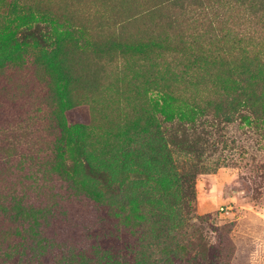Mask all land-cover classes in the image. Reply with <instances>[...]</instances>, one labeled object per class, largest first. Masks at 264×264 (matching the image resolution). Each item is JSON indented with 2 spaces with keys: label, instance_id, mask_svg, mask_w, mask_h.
I'll return each mask as SVG.
<instances>
[{
  "label": "trees",
  "instance_id": "1",
  "mask_svg": "<svg viewBox=\"0 0 264 264\" xmlns=\"http://www.w3.org/2000/svg\"><path fill=\"white\" fill-rule=\"evenodd\" d=\"M213 1L226 3L222 13L212 14L207 4L210 0L163 1L165 6L177 7L176 13L183 14L192 24L188 38L182 43L181 33H177L179 44L160 34L141 37L135 42L117 38L106 44L91 40L87 26L79 25L84 31L73 29L67 17L63 21H67L68 28L59 31L57 19L41 12L37 18L41 22L24 26L26 30L21 37L8 34L0 39L1 46L10 48L8 55L0 57V67L6 62L23 63L21 53L29 47L40 48L32 63L48 77L45 97L51 107L52 127L59 134L50 147L47 167L57 172L71 189L97 202L96 198L102 196L110 200L105 222L101 223L102 237L107 241L112 237L118 239L114 227L118 222L126 228V232L120 231L123 237L127 232L139 233L135 250L129 252L134 264L167 263L172 247L165 250L164 242L154 254L142 250L152 246L148 240L149 227L153 221L157 222V212H150L154 208L147 201L135 204L132 199L159 198L154 193V185L158 183L173 184L177 198L186 199L184 203L194 196V179L201 167L191 164L185 172H178L174 150L194 155L198 160L209 145L208 139L203 138L212 132L208 129L210 124L205 123L208 120L231 123L243 117L255 124L264 122V0ZM229 11L231 14L225 16ZM216 18L231 20L220 28ZM177 31L186 30L177 24ZM111 48L119 53V76L114 89L107 86L106 90H97L94 83L105 74ZM89 51L97 54L96 64L95 60L90 63L84 60L83 55ZM82 84H91V88L84 90L87 94H76L75 86ZM74 106L87 109L88 123L68 124L66 112ZM69 131L70 135L65 137ZM64 144L67 156L68 148L72 150L67 160H73L75 168L60 161ZM125 166L134 173L128 172L119 182L116 172ZM79 173L89 176L92 190L82 189L85 182ZM133 187L137 193L132 192ZM100 189H105L103 194ZM112 203L121 210L111 209ZM113 217L118 222L113 223ZM202 217L192 214L190 219ZM176 220L178 223L187 219ZM158 227L156 240L177 237L170 235L168 227ZM40 237L45 245L51 243L43 233ZM77 243L73 247H59L54 252L57 259L67 264H99L100 258L103 264L126 262L119 260L114 245L93 250L95 255L87 250L82 239ZM200 256L201 253L195 254L192 264H198Z\"/></svg>",
  "mask_w": 264,
  "mask_h": 264
},
{
  "label": "rangeland",
  "instance_id": "2",
  "mask_svg": "<svg viewBox=\"0 0 264 264\" xmlns=\"http://www.w3.org/2000/svg\"><path fill=\"white\" fill-rule=\"evenodd\" d=\"M163 1L0 0V39L8 34L21 37L26 30L24 26L41 22L37 19L41 12L43 16L57 19L59 31L67 29L70 20L73 29L84 31L79 25L87 26L91 40L106 44L117 38L135 42L155 34L179 44L177 33H181L182 43L188 38L192 24L183 14L176 13L177 7L165 6ZM207 4L215 15L223 12L226 3L210 0ZM228 14L231 12L225 16ZM231 19L218 18L216 25L224 28ZM177 24L186 31H177ZM29 48L20 54L23 63L6 62L0 67V264H67L57 259L54 252L59 247H73L75 242L78 245L80 239L92 252L114 245L119 260L127 262L122 264H134L129 252L135 250L139 233L127 232L123 237L120 231L126 232V228L113 217V223L118 222L114 225L118 239L111 236L108 243L107 238L102 237L101 223L106 211L108 213L110 200L106 196L97 197L99 202L92 200L83 192L71 189L57 172L47 167L50 147L59 134L56 127H52L51 107L45 97L48 77L32 63L40 48ZM9 51L10 48L0 45V57H5ZM108 54L110 60L103 71L105 74L98 76L94 83L97 90H106L107 86L114 89L119 76V53L111 48ZM83 56L88 63L95 60L96 64V53L89 51ZM88 88L91 84L76 85V94H87L84 90ZM66 117L68 124L90 120H87V109L82 106L69 109ZM205 123L210 124L208 129L212 132L210 136H203L209 145L198 160L183 151L173 153L178 172H185L191 164L201 167L194 179L193 198L184 203L186 199L177 198L173 184L158 183L154 185V193L159 198L132 199L135 204L147 201L154 208L150 212H157V222L153 221L149 227L148 240L152 246L148 250L142 247V250L154 254L165 242V250L172 249L168 262L162 264H192L193 256L200 253L198 264H264V122L255 124L240 117L231 123L220 120ZM62 140L68 143L67 139ZM65 144L60 161L71 163L75 168V162L67 160L72 150L68 148L67 156ZM132 170L127 166L120 168L116 172L119 182L128 172L134 173ZM144 171L151 174L148 169ZM78 175L85 182L82 189L92 190L89 176ZM104 191L99 190L102 194ZM132 192L137 193L136 187ZM111 209H117L114 203ZM192 214L203 217L190 219ZM164 217L167 219L163 220ZM176 218L187 220L177 223ZM159 225L168 227L170 235L177 236L175 240H156ZM40 233L51 243L45 245ZM101 260L99 264H103Z\"/></svg>",
  "mask_w": 264,
  "mask_h": 264
},
{
  "label": "built area",
  "instance_id": "3",
  "mask_svg": "<svg viewBox=\"0 0 264 264\" xmlns=\"http://www.w3.org/2000/svg\"><path fill=\"white\" fill-rule=\"evenodd\" d=\"M222 209V208H221Z\"/></svg>",
  "mask_w": 264,
  "mask_h": 264
}]
</instances>
